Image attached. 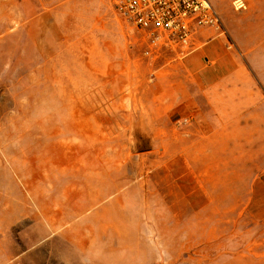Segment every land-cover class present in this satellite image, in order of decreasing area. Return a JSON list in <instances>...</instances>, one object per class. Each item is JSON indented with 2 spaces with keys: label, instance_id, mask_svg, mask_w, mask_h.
Instances as JSON below:
<instances>
[{
  "label": "rangeland",
  "instance_id": "rangeland-1",
  "mask_svg": "<svg viewBox=\"0 0 264 264\" xmlns=\"http://www.w3.org/2000/svg\"><path fill=\"white\" fill-rule=\"evenodd\" d=\"M209 1L228 51L263 75L264 0ZM143 49L113 0H0V264L261 254L264 110L253 140L230 141L234 125L208 135L182 108L185 58Z\"/></svg>",
  "mask_w": 264,
  "mask_h": 264
},
{
  "label": "crops",
  "instance_id": "crops-1",
  "mask_svg": "<svg viewBox=\"0 0 264 264\" xmlns=\"http://www.w3.org/2000/svg\"><path fill=\"white\" fill-rule=\"evenodd\" d=\"M224 37L218 31L206 30L197 38L198 48L183 59L178 69L180 101L186 104L182 108H187L189 115L196 116L197 125L213 127L208 135L218 136L221 127L234 125L237 133L231 132L230 141L253 140L259 109L264 110L263 106L255 107L260 91L264 92V74H255L253 66V71L246 68L239 53L228 51L231 46ZM206 109H212L213 116L207 115ZM250 200V204L262 206L260 220L264 226V171L253 183ZM240 259L244 264H264V247L260 255L246 252Z\"/></svg>",
  "mask_w": 264,
  "mask_h": 264
},
{
  "label": "built area",
  "instance_id": "built-area-1",
  "mask_svg": "<svg viewBox=\"0 0 264 264\" xmlns=\"http://www.w3.org/2000/svg\"><path fill=\"white\" fill-rule=\"evenodd\" d=\"M119 13L132 23L143 43V53L154 57L164 51L181 58L196 49L195 39L206 30L224 34L220 14L209 0H113ZM247 0H232L235 11Z\"/></svg>",
  "mask_w": 264,
  "mask_h": 264
}]
</instances>
